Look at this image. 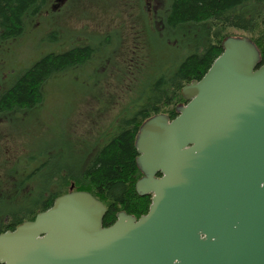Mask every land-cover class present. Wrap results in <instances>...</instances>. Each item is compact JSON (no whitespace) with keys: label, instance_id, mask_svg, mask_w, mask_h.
I'll use <instances>...</instances> for the list:
<instances>
[{"label":"water","instance_id":"1","mask_svg":"<svg viewBox=\"0 0 264 264\" xmlns=\"http://www.w3.org/2000/svg\"><path fill=\"white\" fill-rule=\"evenodd\" d=\"M222 48L182 88L175 119L158 114L140 127L146 215L119 212L104 227L105 205L71 186L0 234V264H264V64L248 37Z\"/></svg>","mask_w":264,"mask_h":264},{"label":"trees","instance_id":"2","mask_svg":"<svg viewBox=\"0 0 264 264\" xmlns=\"http://www.w3.org/2000/svg\"><path fill=\"white\" fill-rule=\"evenodd\" d=\"M50 1L0 0V156L8 147L3 145V139L8 140L7 144L22 139L25 142V135L41 123L37 113L43 107L48 86L58 80L66 83L59 88L73 105L74 100L85 98L94 100L101 109L93 117L95 133L85 134L88 139L79 135L70 141V167L53 171L42 189L34 187L36 171L29 172L23 158L35 159L37 156L30 154H35L49 137L25 142L26 153L15 162L0 165V199L11 207L0 208V234L33 221L38 213L52 207L56 198L69 193L71 186L74 191L89 192L105 205L104 227L112 226L119 212L140 219L151 205L150 197L140 196L135 188L139 177L135 142L140 126L158 114H166L171 120L178 116L176 106L185 101L182 88L203 78L222 54L225 38L248 37L258 47L261 65L264 64V0H169L164 8L166 36L156 32L153 44L144 45L138 76L122 74L121 69L116 75L99 77L91 87L88 79L94 47L88 43L75 42L61 53H49L33 62L25 63L12 56V46L25 37L32 25L36 27ZM94 3L96 0H73L68 14L61 13L57 24L63 28L62 19L68 15L89 18L85 7ZM66 32L71 37L76 31ZM128 39L122 40L121 48L129 47ZM119 60L112 61L118 64ZM21 63L23 70L15 72V65ZM118 97L130 103L109 119L106 113L122 102L117 101ZM71 112L65 124L75 129Z\"/></svg>","mask_w":264,"mask_h":264},{"label":"rangeland","instance_id":"3","mask_svg":"<svg viewBox=\"0 0 264 264\" xmlns=\"http://www.w3.org/2000/svg\"><path fill=\"white\" fill-rule=\"evenodd\" d=\"M72 1L51 0L48 5L49 9L38 20L39 24L37 22L36 27L32 25L24 38L13 46L12 44L8 46L14 48L12 56L25 63L33 62L49 53H61L62 50L75 42L88 43L94 47V62L91 64L88 79L92 87L99 77L116 75V72L121 69H123L122 74L128 73L130 76L136 74L134 77H137L140 73L137 70L139 60L144 61V45L153 44L154 39L158 36L156 32H162V36H166L164 8L169 5V0H162V2L161 0H96V3L85 7L89 18L86 15L84 19L79 14L68 15L62 19L63 22L60 21L63 26L61 28L57 22L63 15L68 14L67 12L72 7ZM61 13L64 14L61 15ZM68 29L76 32L70 37L66 32ZM36 31H38L37 34ZM126 37L129 38L127 43L129 47L121 48L122 40ZM124 53L126 54L122 57ZM116 58L123 62L119 60L118 64L114 63L112 60ZM23 64L21 63L20 66L16 64L15 72L19 73L20 70H23ZM128 82L127 80L126 83ZM65 84L58 80L54 82V86H48L43 107L37 113L41 123L34 125V131H29L25 135L27 144L34 143L40 138L49 137L48 140L45 139L40 143L35 154H30L37 156L35 159L32 160L28 156L26 159L23 158V162L28 165L27 170L29 172L36 171L34 187L40 189L48 183V178L53 171L62 166L70 167L67 153L70 141H74L79 135V138L88 139L89 136H85V134L91 136L95 133L92 131L95 127V118L93 117L97 113L96 111L101 109V106L94 100L87 99L86 101L85 98L74 100L73 105L72 100H68L59 88ZM106 89V91H110L111 88L106 87ZM117 101L122 102L119 107L106 113L107 118H114L116 113L121 112L130 103V100L124 102L123 97H118ZM69 112L72 113V121L76 124L75 129H69L68 123L65 124ZM28 119L30 118L27 117L26 120ZM22 140L16 144H7L8 140L7 142L2 140L3 145L6 144L9 148L7 147L0 156V165L5 161L15 162L19 156L26 153V149L23 147L25 142ZM1 175L3 177V174ZM8 204L3 198L0 199V208L10 209Z\"/></svg>","mask_w":264,"mask_h":264},{"label":"flooded vegetation","instance_id":"4","mask_svg":"<svg viewBox=\"0 0 264 264\" xmlns=\"http://www.w3.org/2000/svg\"><path fill=\"white\" fill-rule=\"evenodd\" d=\"M100 29V28H99ZM87 46H89V47H91L89 44L87 45ZM186 101H184V103H181V104H179V105H177L176 106V110H177V108L179 107V106H182V105H186ZM140 129V128H139ZM138 133H139V131H138ZM138 135V134H137ZM138 157H139V155H138ZM137 157V158H138ZM137 158H136V164H137ZM137 166H138V164H137ZM138 169H139V166H138ZM162 175L161 174H157L156 175V177H158V178H160ZM144 177V174L141 172V170L139 169V177L137 178V180H136V182H135V188H136V184H137V182L139 181V180H141L142 178ZM137 192V191H136ZM142 197H150V199L152 200V195H146V196H142Z\"/></svg>","mask_w":264,"mask_h":264}]
</instances>
